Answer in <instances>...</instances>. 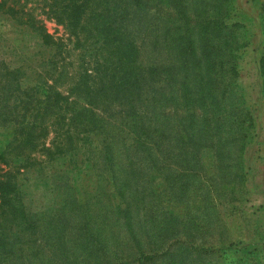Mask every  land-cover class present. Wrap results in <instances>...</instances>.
Here are the masks:
<instances>
[{"label":"rangeland","instance_id":"obj_1","mask_svg":"<svg viewBox=\"0 0 264 264\" xmlns=\"http://www.w3.org/2000/svg\"><path fill=\"white\" fill-rule=\"evenodd\" d=\"M218 3L185 0L187 12L180 23L173 22L172 4L133 9L144 62L172 67L175 73L171 87L155 86V100L141 115L150 134L141 139L98 135L71 155L48 160L39 154L30 167L23 166L21 191L32 223L22 230L21 251L5 264H140L142 255L154 256L152 264H264V0H231L223 14L243 43L236 74L223 70L216 54L201 52L212 37ZM197 10L211 17L204 28ZM46 24L51 33L64 34L54 21ZM20 32L8 21L0 23V89L13 68ZM190 41H197V53L186 54L188 74L183 79L178 43ZM21 42L26 47L20 65L33 67L27 71L31 77L39 70L35 66L50 59V50ZM212 62L216 64L208 70ZM209 74L217 88L237 82L239 104L252 115L254 126L247 138L238 132L224 137L211 133L210 144L194 150V143L176 131L191 114L197 127L209 114L200 103L209 88L200 78ZM219 76L223 78L216 80ZM182 79L185 94L192 95L188 104ZM121 119L114 117L111 124L120 127ZM234 136L246 139L243 150L232 151ZM195 245L214 250L205 253Z\"/></svg>","mask_w":264,"mask_h":264},{"label":"trees","instance_id":"obj_2","mask_svg":"<svg viewBox=\"0 0 264 264\" xmlns=\"http://www.w3.org/2000/svg\"><path fill=\"white\" fill-rule=\"evenodd\" d=\"M230 1L219 0L218 18H214L210 32L212 37L204 42L201 52L216 54L215 61L220 59L216 63L223 70L235 72L243 43L237 40V31H231L233 26L223 20ZM170 4L175 10L173 22L180 23L187 12L185 0H0V23L8 21L21 31V38L15 39L18 50L11 63L13 68L6 74L1 87L4 89H0V166H6L0 167V264H5L6 258L15 257L16 250L21 251L25 234L22 230L31 228L21 191L20 182L24 177L21 168L30 167L39 154H45L48 160L71 155L80 149L83 141L90 144L98 135L106 138L115 133L141 139L150 132L141 115L147 113V104L155 100V86L159 90H164L165 85L171 87L175 73L172 67L144 62L136 27L132 25V12L153 6L162 9ZM197 12L204 28L208 25L204 22L211 17L206 14L208 11ZM47 20L62 26L64 34L51 33ZM21 41H33L50 50V59H43L35 66L39 70L31 77L27 71L33 67L20 65L25 63L20 58L26 47ZM194 43L197 41H190L189 45L178 43L184 64L183 79L188 74L186 54L197 53ZM216 63H210L208 70ZM260 69L264 76V54ZM223 77L226 79L227 75ZM183 79V99L188 104L192 95L185 94ZM200 80L209 83L206 96L200 97L209 114L198 127L193 114L185 118L181 121L183 128L181 123L178 129L176 126L178 136L194 143V150L209 145L207 138L211 133L224 137L238 132V136L247 138L254 119L239 104L237 82L231 81L229 87L221 89L222 85L220 88L214 85L211 74L206 79L201 76ZM117 116L122 118L120 127L111 124ZM240 138L234 139L233 152L237 147L244 149L245 143L241 146V142L246 139ZM104 146L111 148L108 142ZM218 156L221 158V151ZM195 247L205 253L214 250ZM153 259L154 256L142 255L140 264H152Z\"/></svg>","mask_w":264,"mask_h":264}]
</instances>
